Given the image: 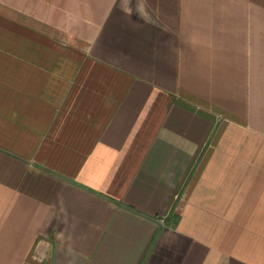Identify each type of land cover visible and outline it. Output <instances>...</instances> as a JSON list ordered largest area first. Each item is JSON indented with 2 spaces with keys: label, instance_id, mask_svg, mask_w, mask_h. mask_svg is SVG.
I'll return each instance as SVG.
<instances>
[{
  "label": "crops",
  "instance_id": "0c3cea01",
  "mask_svg": "<svg viewBox=\"0 0 264 264\" xmlns=\"http://www.w3.org/2000/svg\"><path fill=\"white\" fill-rule=\"evenodd\" d=\"M0 264H264V0H0Z\"/></svg>",
  "mask_w": 264,
  "mask_h": 264
}]
</instances>
